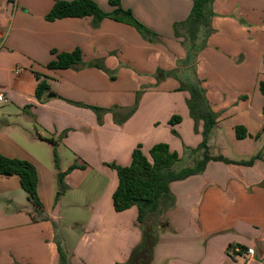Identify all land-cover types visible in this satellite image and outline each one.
<instances>
[{"label": "crops", "instance_id": "0c3cea01", "mask_svg": "<svg viewBox=\"0 0 264 264\" xmlns=\"http://www.w3.org/2000/svg\"><path fill=\"white\" fill-rule=\"evenodd\" d=\"M56 1L0 0V93L10 100L0 103V154L36 166L38 193L44 216L49 218L34 221L35 210L20 178L0 175V264H59L54 223L62 231L72 264H122L141 243L142 231L136 207L122 212L114 209L118 177L109 164L130 165L135 148L140 145L148 154L155 144L169 143L174 129L169 124L174 111L141 115L142 104L147 97L154 100L162 94L178 99L182 121L175 129L182 134L187 125L195 139L190 144L194 148L202 141V122L195 132L187 106L190 94L176 91L180 84L172 77L159 84L171 93H145L136 113L122 125L115 123L111 113L100 124L85 105L121 110L133 106L139 86L157 82V67L165 71L176 68L186 52L179 47L174 24L188 18L193 1L121 0L125 9L159 33L166 41L163 45L145 41L135 27L110 18L98 28L93 27L92 17L47 21ZM95 1L106 12L115 9L108 0ZM214 7L217 32L198 58L200 77L218 115L209 140L211 151L225 156L233 146L238 157L261 153V158L253 167L211 161L205 175L173 182L176 203L167 214L173 232L162 235L153 264H264V109H254L248 101L252 94H262L264 43L257 51L238 46L240 35L245 39L251 35L247 25L264 39V0H215ZM76 49L82 50L84 63L104 59L108 68L117 71V79L110 81L97 68H48L57 58L53 50ZM239 55L255 57L249 88L238 82L243 78L233 71V60ZM152 56L158 57L153 60ZM130 66L140 74L133 77ZM36 73L48 80L57 96L43 102L36 98ZM212 87L218 91L210 90ZM238 126L245 128L246 138H237ZM51 139L56 142L62 172L74 163L82 166L66 174L68 190L58 201ZM170 147L175 151L181 146L175 142ZM79 224L83 227L77 233L74 229ZM179 237L185 240L181 247L175 243ZM162 247L167 248L165 256ZM242 247L253 248L254 254L233 252Z\"/></svg>", "mask_w": 264, "mask_h": 264}, {"label": "trees", "instance_id": "16d2710c", "mask_svg": "<svg viewBox=\"0 0 264 264\" xmlns=\"http://www.w3.org/2000/svg\"><path fill=\"white\" fill-rule=\"evenodd\" d=\"M108 1L115 7L112 12L104 11L95 0H57L45 18L47 21H55L63 18L92 17L94 28H98L104 19L110 18L135 27L140 34L150 41H153V38L154 41L157 40L156 33L141 23L134 16L131 9H125L121 4V0ZM192 1L193 8L188 18L174 24L175 36L185 46L186 57L179 60L177 67L173 70L159 69L155 78L157 83H161L170 77L175 78L180 82L178 90L189 92L190 97L187 99V106L191 118L195 122L196 132H198L199 123L203 122L202 141L197 148H190L191 154L195 156L194 164L180 169L175 168L181 160L180 155L165 142L155 144L148 154H145L142 146L139 145L134 149L132 162L128 166H120L115 163L109 164L111 168L116 170L118 177V185L113 193L114 209L117 212H122L136 207L138 209V223L142 231L140 245L132 251L128 262L125 264H152L155 249L159 242V231H166L171 228L167 214L175 207L176 203V198L171 191L173 182L203 174L211 161L222 162L229 166L253 167L255 161L261 158V153H257L247 160H232L223 155H214L211 151L209 140L213 129L217 125L218 115L210 106L205 90L202 88L204 79L199 74L200 63L198 58L200 53L207 47L209 36L215 31L212 25L216 16L214 11L215 0ZM150 36L153 37L150 38ZM52 52L56 54L57 58L48 64L50 69L62 70L77 66L97 68L109 76L111 80L117 78L116 70L108 68L104 59L84 63L81 49H76L73 52L58 53L56 50ZM180 71L181 74L178 76ZM36 76L39 83L35 95L40 102L46 101L52 96H57L52 93L47 79L43 78L40 73H36ZM260 91L264 95V81L260 82ZM140 99L141 95L137 92L134 105L128 108L130 111L126 115H114L115 121L120 125L124 124L136 112ZM72 103L84 106L82 103ZM85 106L91 108L97 114L100 124L103 122L102 113L113 112L115 109L121 110L117 106L111 108ZM181 121V116L174 115L170 119V124L175 125ZM172 132L178 134L175 130H172ZM66 134L67 132L63 136ZM236 134L238 139L247 137L245 128L241 126L237 127ZM51 142L55 144L54 159L58 170L56 201H58L68 190L65 183L66 174L76 168H82V166L74 163L68 171L62 172L56 142L52 139ZM0 175L18 176L23 190L27 193L28 199L34 207L33 220H49L44 216V206L38 193L39 174L33 163L0 154ZM54 228L59 264H72L63 238L58 234L59 231L55 223ZM242 249L244 250L245 247H242Z\"/></svg>", "mask_w": 264, "mask_h": 264}, {"label": "rangeland", "instance_id": "374dc122", "mask_svg": "<svg viewBox=\"0 0 264 264\" xmlns=\"http://www.w3.org/2000/svg\"><path fill=\"white\" fill-rule=\"evenodd\" d=\"M214 11H215V7H214ZM215 13H216V16L218 15L217 14V12L215 11ZM135 16V15H134ZM215 16V17H216ZM136 17V16H135ZM137 18V17H136ZM138 19V18H137ZM139 20V19H138ZM140 21V20H139ZM141 22V21H140ZM142 23V22H141ZM144 24V23H143ZM149 30H151V31H153L152 29H150L146 24H144ZM212 25H213V23H212ZM245 27H248L247 29V32H249L251 35H249V38L248 39H245V38H243L241 35L239 36V40H238V42L240 43V44H238V46H243V48L244 49H247V50H249V49H251V50H254V51H257L258 49H262V45H263V43H264V39H261L260 37H259V35H258V32H256V30H255V28H253L252 26H245ZM251 28H253V29H251ZM213 29L215 30L210 36H209V38H208V40H207V42H208V45H207V47H205V49L206 48H208L209 47V42H210V40L212 39V37H213V35L217 32L216 31V29H215V27H214V25H213ZM138 31V30H137ZM139 32V31H138ZM154 32V31H153ZM156 35H157V40L156 41H154V38H153V41H150L149 39H147V38H145L142 34H141V36L143 37V39L145 40V41H148V42H150V43H152V44H158V45H163V44H165L166 43V41L165 40H163V38L159 35V33H156ZM243 35H245V34H243ZM153 36H150V38H152ZM178 40H180V39H178ZM179 47H182L184 50H185V46L182 44V42H181V40H180V42H179ZM204 49V50H205ZM185 52H186V50H185ZM201 54V53H200ZM157 57L158 56H155V57H151L153 60L154 59H157ZM151 59V60H152ZM183 59H185V58H183ZM182 59V60H183ZM232 59H234V58H232ZM254 60H255V57L253 56V60H251L249 57H245V56H242V55H239L238 57H237V59L235 58L233 61H235V63H236V66H235V68H234V72L235 73H238V76H240V77H242L243 79H239L238 80V82L239 83H243L244 85H246L248 88H249V80L252 78V75H253V66L255 65V62H254ZM179 60H177V62H178ZM246 61H247V65H245V67H244V64L246 63ZM250 63H251V66H250ZM128 69L131 71V74H132V76L133 77H135L136 76V73H138V74H140L139 72H137L133 67H128ZM159 69H163L162 67H157L156 68V70H155V72H154V77H155V75L157 74V72L159 71ZM175 69V68H174ZM163 70H165V69H163ZM173 70V69H172ZM169 71V70H168ZM183 71V70H182ZM183 73V72H182ZM115 74L117 75V71L115 72ZM180 74H181V71L179 72V75L178 76H180ZM108 78H109V76H108ZM117 79V78H116ZM109 80L110 81H112V82H114L115 80H111L110 78H109ZM166 80V79H165ZM164 80V81H165ZM175 80H177V79H175ZM178 82H179V80H177ZM163 82V81H162ZM162 82L161 83H157V82H147V83H145V84H142L141 86H139L140 88L139 89H137V92H139L140 93V95H141V98H142V96L145 94V93H147V92H151V90H153L154 92H158V94H159V92L161 93V92H165V93H167V92H170L171 93V91L172 90H170V91H168V89H160V85L162 84ZM160 84V85H159ZM179 84H180V82H179ZM157 88H159V90L157 89ZM202 88L205 90V94H206V97H207V99H208V101H209V97H208V88L207 87H205V81H203V83H202ZM221 90H223V88H220ZM210 90H212V91H214V92H217L218 91V88L217 87H212ZM176 91H179V90H176ZM181 92H188V91H181ZM157 95V94H156ZM163 96H160V95H158V98H155L154 100H152V98H146L147 100H145V103L144 104H142V108H141V115H168L171 111L173 112H175L173 115H179V116H181L182 114H180V113H178V111H180V107H178L179 106V103H177L178 102V99H174V98H172L173 97V95H170V96H165L166 94H162ZM151 97H153L152 96V94H151ZM167 97H171V98H167ZM141 100V99H140ZM245 100H247V99H245ZM248 101L250 102V103H252V106H253V108L254 109H264V95H262V94H260L259 92H256V94H252L251 95V97L249 96V98H248ZM210 102V101H209ZM210 106L212 107V109H213V106H212V104L210 103ZM156 107V108H155ZM129 107H126L125 108V110H114L113 112H108V113H111L112 115H126L129 111H130V109H128ZM156 109V111H153L152 109ZM138 109V108H137ZM214 110V109H213ZM137 111V110H136ZM136 113V112H135ZM134 113V114H135ZM96 114V113H95ZM107 113H102V115H103V117L106 115ZM133 114V115H134ZM97 115V114H96ZM136 115H139V113L138 114H136ZM115 123H117L116 121H115ZM118 125H120L119 123H117ZM169 124H170V121H169ZM171 125V124H170ZM175 126H176V124L175 125H171V127L170 128H174V129H172V130H175V131H177V129H175ZM186 126L187 125H185V133H183V132H181L182 134H174L173 132L171 133V140L169 141V145L171 146V145H173L174 146V143L176 142V144H178V147L179 146H181L180 147V149L179 150H175L179 155H180V157H181V160H180V162H178V164L176 165V169H180V168H183V167H186V166H191V165H193L194 164V160H195V156L193 155V154H191V150H190V148L191 149H195L193 146H191L190 144H193V141L195 140L194 139V137L192 136V134H191V132H187V128H186ZM202 127H203V122H202ZM194 130H195V122H194ZM191 131H192V129H191ZM198 131H199V125H198ZM196 132V131H195ZM176 136V137H175ZM232 148H233V151H230L229 150V152H227V153H223L226 157H229V158H237V159H239V158H248L249 159V157H247L246 155H243V156H241V157H238V155H236V152H235V150H234V147L232 146ZM57 151H58V149H57ZM58 154H59V152H58ZM53 155H54V147H53ZM223 165V164H222ZM228 169H230V168H228ZM200 175H202V174H200ZM203 175H205V172L203 173ZM207 176L209 175V174H206ZM210 176V175H209ZM168 219H169V217H168ZM169 222H170V220H169ZM82 227L83 226H80V224L79 225H76L75 226V232H77V233H79V232H81L82 231ZM171 229H168V230H166V231H163V230H161V231H159V242H158V244L161 242V237H162V235H165L167 232V234H169L170 232H173V231H170ZM63 232H64V230H63ZM61 237L63 236V234H62V231H59V233H58ZM65 234H66V231H65ZM57 235V234H56ZM63 238V237H62ZM165 238H163V240H164ZM181 240V238L179 237L178 239H177V241L175 242V243H177L178 244V247H181L182 245H183V243H184V241L185 240H183V241H180ZM54 242H55V244H56V241H55V235H54ZM165 242H163V244H164ZM162 244V245H163ZM140 245V244H139ZM136 248V247H135ZM134 248V249H135ZM133 249V250H134ZM166 247H162L161 248V255H163V256H165V255H167L166 254ZM171 248H168V251L169 252H171ZM132 254V253H131ZM131 256V255H130ZM130 258V257H129ZM129 258L127 259V261L125 262V263H127L128 262V260H129ZM125 263H122V264H125ZM153 264V263H152Z\"/></svg>", "mask_w": 264, "mask_h": 264}, {"label": "built area", "instance_id": "2783aa9c", "mask_svg": "<svg viewBox=\"0 0 264 264\" xmlns=\"http://www.w3.org/2000/svg\"><path fill=\"white\" fill-rule=\"evenodd\" d=\"M9 102H10V100L4 94L0 93V103L1 104H7ZM233 252L242 253L243 255H245V254L253 255L254 254V249L253 248H248L247 250L235 249Z\"/></svg>", "mask_w": 264, "mask_h": 264}]
</instances>
